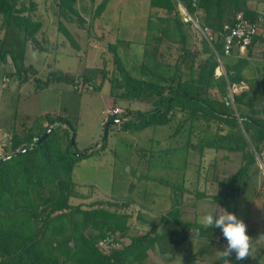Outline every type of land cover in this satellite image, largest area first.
<instances>
[{"label":"trees","instance_id":"1","mask_svg":"<svg viewBox=\"0 0 264 264\" xmlns=\"http://www.w3.org/2000/svg\"><path fill=\"white\" fill-rule=\"evenodd\" d=\"M108 1L96 4L95 0H57V14L85 27V14L91 11V19L95 20L104 12ZM248 1L149 0L151 8L165 10L170 16L149 17L143 42L118 38L108 45L115 64V70L108 77L113 102L139 101L146 107L135 110L125 107L123 114L108 116L104 127L107 124L108 130L113 123L120 124L123 130L140 131L149 126L170 124L180 113L184 119L176 124L171 136L181 132L185 124H189L188 132L201 123L205 124V132L211 124L216 126L217 133L226 129L221 139H233L227 149L240 152L241 163L226 180L220 181L212 200L216 208L225 207L232 213L238 209L241 187L255 171L256 154H262L264 145V63L255 62V56L264 58V28L260 26V13L250 7ZM180 6L191 15L200 11L199 27L211 30L210 39L201 38V52L206 56L199 62L195 61V51L187 45L189 36L185 26L191 19L183 20ZM36 9L37 0H0V61L9 56L19 81L27 79L29 72L37 73L32 65L24 64L28 42L37 43L36 47L41 48L37 35L43 23L34 17ZM238 14L256 27L243 57L233 55L238 52V46L233 47L231 54L224 53L225 38L236 25ZM57 30L74 49L79 48L62 22H58ZM63 39L59 38V42ZM165 40L177 41L180 45L174 63L164 61L160 52ZM136 41L143 45V50L130 68L125 62L128 60L126 49ZM219 65L224 74L216 75ZM249 66L253 72H248ZM99 73L106 79L105 68ZM94 77L87 71L71 76L54 69L45 79L38 76L33 79L37 89L63 81L73 87L84 83L86 90L90 85L99 90L101 85L93 82ZM245 82L247 87L235 88ZM229 88H232L231 96ZM73 131L64 114L45 113L15 125L6 136L7 145L0 155V264H145L149 249L177 248L179 244L173 248L171 242L165 245L166 237H170L174 229L187 233L188 229L200 228L199 237L215 241L213 237L219 229H203L198 223L181 219L180 205L186 191L182 185H171L170 208L160 214L156 222L150 221L148 229L133 235H128L131 214L120 209L127 207L128 202L119 204L96 199L86 204L72 203L73 197L87 196L80 193L71 180L73 166L97 152L96 148L75 150V143H70ZM105 145L106 138L100 148ZM206 145L216 146L214 142L193 143L191 139L185 144L188 148L197 146L200 153ZM141 155L145 156V151ZM195 197L204 199L207 194L195 191ZM137 218L141 219L142 215ZM124 237L128 238L127 242L122 240ZM103 242L110 247H102ZM225 261L247 262H238L232 255L220 257L215 264Z\"/></svg>","mask_w":264,"mask_h":264},{"label":"rangeland","instance_id":"2","mask_svg":"<svg viewBox=\"0 0 264 264\" xmlns=\"http://www.w3.org/2000/svg\"><path fill=\"white\" fill-rule=\"evenodd\" d=\"M95 1L97 4L101 0ZM248 5L260 13V26L264 28V0H249ZM57 9V0H37L35 16L43 19L45 30L37 35L41 48L36 47L37 43L30 41L25 55V63L36 68V75L29 72L27 79L19 81L9 56L0 61V155L4 152L3 148L7 145L5 137L10 135L12 127L45 113H60L66 116L74 128L71 133H74L75 150L83 152L87 148L88 150L96 148L97 151L73 166L71 180L77 184L80 193L87 196L73 197L72 203L86 204L96 199L119 204L128 202L127 207L120 208L131 214L128 219L130 225L128 235L148 229L150 221L156 222L159 215L170 208L173 184L182 185L186 189L180 205L182 220L198 223L208 212L219 214L222 209L230 212L225 207L216 208L212 200V195L218 191L220 181L226 180L241 163L240 152L227 149L229 142H234L233 139H221L222 133L227 132L226 129L222 133H217L216 126L211 124L205 132V124L201 123L199 127L188 132L189 124H185L184 131L171 136L176 124L184 119L183 114L177 113L170 124L149 126L137 131L123 130L120 124L111 123L110 129L105 132L107 109L113 108L112 106L118 107L120 109L118 114L121 115L125 112V107L133 110L146 107L145 103L139 101L119 99L113 102L108 77L115 70V64L113 54L108 50L109 43L118 38L143 42L147 19L154 16L168 17L170 14L162 9L151 8L149 0H109L103 15L99 18L92 20L91 11L85 14V27L72 22L67 23L79 46L78 49H74L63 34L60 33V38H64L60 40L61 42L55 39L57 23L49 20L58 13ZM179 9L185 22L193 19L192 23L190 20L185 26L189 36L187 45L191 51H195V61L199 62L206 56L201 52V38L210 39L211 30L199 27L197 17L201 15L200 11L191 15L183 6ZM176 42L163 41L160 52L164 61L174 63L180 52V45ZM119 48L122 53L121 47ZM42 50L47 52H41ZM142 50L143 45H138L137 41L136 44L128 45L126 49L128 60L125 61L127 67L137 63ZM240 51L237 53H241ZM123 55L125 58V54ZM221 59L223 62L224 58ZM103 68L107 70L106 79L99 73ZM54 69L71 76L84 71L91 72L95 76L93 82L101 87L95 90L90 85L86 90L84 89L86 85L80 83L74 86V89L72 84L61 81L51 83L45 89H37L33 77L45 79ZM247 70L253 72L252 66ZM215 74H224L222 65L216 68ZM3 77L8 78L5 85L2 84ZM244 86L247 87L248 84L245 82L235 88L240 90ZM231 93L232 88H229L230 96ZM4 132L9 134L3 135ZM105 138L106 145L100 148ZM187 139H191L193 143H202L206 140L209 144L214 142L216 146L206 145L200 153L197 146L193 148L185 146ZM144 151L145 156H142L141 153ZM256 159V169L242 185L238 209L234 213L244 221L249 231L248 235L253 238L255 251L247 259L246 264L253 261L264 264V238H261L264 236V145L262 154L257 153ZM195 191H203L207 197L196 198ZM139 214L142 215L141 219L147 221L137 218ZM174 230L170 237H166L165 243L167 246L171 242V248L179 244L175 250L170 249L173 252L168 256L172 264H187L190 262L189 259L194 262L199 258L197 249L206 251L213 247L217 249V256L221 257L219 251L226 245L221 232L215 235V241H211L203 236L197 237L192 228L188 229L187 233ZM159 231H162V227ZM122 240L127 242L128 238L124 237ZM100 245L110 247L105 242ZM159 249L160 246H157L148 250L145 264H163ZM225 262L224 264L227 262L231 264L229 261Z\"/></svg>","mask_w":264,"mask_h":264},{"label":"clouds","instance_id":"3","mask_svg":"<svg viewBox=\"0 0 264 264\" xmlns=\"http://www.w3.org/2000/svg\"><path fill=\"white\" fill-rule=\"evenodd\" d=\"M240 50V49H239ZM241 51H244L242 49ZM203 229H219L226 245L219 255L228 258L234 254L236 261H245L251 257L255 251L253 248V238L247 234V225L234 213L224 209L219 214L208 212L198 221ZM199 237L200 228L194 230ZM215 239V236L213 237ZM264 238V236H261Z\"/></svg>","mask_w":264,"mask_h":264},{"label":"crops","instance_id":"4","mask_svg":"<svg viewBox=\"0 0 264 264\" xmlns=\"http://www.w3.org/2000/svg\"><path fill=\"white\" fill-rule=\"evenodd\" d=\"M39 4V3H38ZM39 7H40V4L38 5ZM38 7V8H39ZM104 13V12H103ZM103 13L100 15V16H102L103 15ZM50 16V15H49ZM99 16V17H100ZM34 17L35 18H38V16L36 15H34ZM98 17V18H99ZM38 19H40L41 21H43V19L42 18H38ZM97 19V18H96ZM50 22H55V23H57L58 24V22H62V24L67 28V30L71 33V35L73 36V34H72V32H71V30L69 29V27H68V25H67V23H70V22H68V21H66L65 19H63V18H61L59 15H54L53 16V19L51 20V18H50V20H49ZM43 23V25H42V30L41 31H44L45 30V26H44V21L42 22ZM72 23H74V22H72ZM57 29V28H56ZM44 38V37H43ZM59 38H60V32L57 30V33L55 34V39H58L59 40ZM73 38H74V36H73ZM75 39V38H74ZM45 40V39H44ZM76 41V40H75ZM51 42V41H50ZM77 42V41H76ZM78 44V43H77ZM29 47V43H27L26 44V49H25V53H24V64L25 65H32V64H27V63H25V55H26V50H27V48ZM41 52H47L46 50H42ZM241 53H236L235 55L236 56H238V57H243V56H245V51H240ZM254 59V58H253ZM255 59H256V61L255 62H257V64H262V63H264V58L262 59V58H259V57H257L256 58V56H255ZM252 60V59H251ZM254 61V60H253ZM35 68V67H34ZM36 69V68H35ZM224 70V69H223ZM65 73V72H64ZM37 74V73H36ZM35 74V75H36ZM66 74V73H65ZM7 134H9L8 132L6 133V132H4V134L3 135H7ZM6 138V137H5ZM197 251V254L199 255V258H197L196 260H194V262H192V261H190L189 262V264H210V261H213V262H215V261H217L220 257H218L217 256V249H214L213 247L212 248H208V250H204V249H200V250H196ZM171 252H173L172 250H170V249H167V248H160V250H159V255H160V258H162L161 259V262L163 263V264H172V262L171 261H169V260H171L170 258H169V253H171ZM224 263H226V262H222V263H220V264H224ZM227 264H229L228 262H227ZM250 264H258V263H256L255 261H253V263H250ZM259 264H261V263H259Z\"/></svg>","mask_w":264,"mask_h":264},{"label":"built area","instance_id":"5","mask_svg":"<svg viewBox=\"0 0 264 264\" xmlns=\"http://www.w3.org/2000/svg\"><path fill=\"white\" fill-rule=\"evenodd\" d=\"M237 22L230 29L229 35L225 38L224 43V53L231 54L234 46H238L240 50L245 49V47L251 42L253 33L256 31V27L254 24L250 23V21L243 19L241 14L236 16ZM252 24V25H251ZM208 29L207 27H205ZM8 78L3 77L2 84L5 85ZM86 86L84 87V89ZM120 109L118 107L109 108L106 111V116H110L113 114H118Z\"/></svg>","mask_w":264,"mask_h":264},{"label":"water","instance_id":"6","mask_svg":"<svg viewBox=\"0 0 264 264\" xmlns=\"http://www.w3.org/2000/svg\"><path fill=\"white\" fill-rule=\"evenodd\" d=\"M108 125H105V132L107 131ZM74 142V133L71 134V144Z\"/></svg>","mask_w":264,"mask_h":264}]
</instances>
